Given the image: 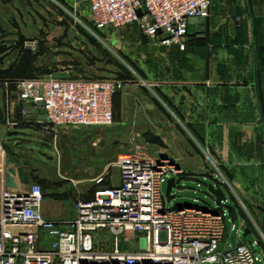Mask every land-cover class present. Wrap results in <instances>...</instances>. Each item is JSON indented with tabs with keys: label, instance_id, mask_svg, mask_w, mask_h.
Listing matches in <instances>:
<instances>
[{
	"label": "rangeland",
	"instance_id": "1",
	"mask_svg": "<svg viewBox=\"0 0 264 264\" xmlns=\"http://www.w3.org/2000/svg\"><path fill=\"white\" fill-rule=\"evenodd\" d=\"M20 10L21 21L13 19L7 23L3 35L6 38L0 39V44H5V55L0 57V82L11 77L18 80L52 75L70 79L101 77L99 79L121 81L125 86L116 95L115 123L111 127L43 125L9 126V130L5 127L9 121L8 101L12 99L0 93V145L5 177L8 175L19 185L22 184L21 172L27 183L41 186L44 200L62 203L65 215L61 219H71L77 200L90 199L103 185L118 183L115 163L119 156L144 148L165 149L177 159L179 167L171 160L166 161L177 170L182 168L181 181L171 191L169 207L183 203L200 210L217 209L207 193V186L220 188L227 197V215L228 207H234L243 222L260 236L264 249V230L258 231L260 222H264V211L260 212L264 203L259 198L252 202L245 199L242 193L245 183L233 176V168L215 161L210 146L209 151L206 149L211 142L202 141L183 125L172 106L162 99L157 108L149 104L147 84L131 87L126 82L136 79L134 66L179 64L181 58L187 61L185 55L195 47L173 46L175 50L170 47L168 54L163 55L152 40L142 36L135 24L95 31L86 5L79 0H26ZM237 168L242 172L245 167ZM100 176L106 179L99 186L95 180ZM166 187L165 182L163 194ZM239 217L234 221L237 230ZM227 219L231 231L229 215ZM237 230L231 232L235 239ZM94 238L98 250L113 247L114 236L108 232ZM248 238L254 237L250 234ZM127 246L120 241L121 248ZM254 250L258 251V247ZM259 264H263L262 260Z\"/></svg>",
	"mask_w": 264,
	"mask_h": 264
},
{
	"label": "built area",
	"instance_id": "2",
	"mask_svg": "<svg viewBox=\"0 0 264 264\" xmlns=\"http://www.w3.org/2000/svg\"><path fill=\"white\" fill-rule=\"evenodd\" d=\"M86 5L93 30L135 24L142 36L160 47L187 40L190 19H208L211 0H79ZM121 81L69 79L48 75L15 84L22 114L43 111L46 126L111 127L113 98ZM120 185L77 200L74 217L51 220L41 214L39 184L6 186L0 145V264H257L256 243L230 248L226 230L235 231L222 208L174 210L162 185L181 173L146 150L118 157ZM169 178L167 181L166 179ZM102 176L95 180L101 184ZM231 221V220H230ZM114 236L111 249L98 250L94 235ZM123 240L128 246L120 247Z\"/></svg>",
	"mask_w": 264,
	"mask_h": 264
},
{
	"label": "crops",
	"instance_id": "3",
	"mask_svg": "<svg viewBox=\"0 0 264 264\" xmlns=\"http://www.w3.org/2000/svg\"><path fill=\"white\" fill-rule=\"evenodd\" d=\"M25 1L0 0V27H3V30H0V39L6 38L3 35L7 23L13 19L16 22L21 21L23 16L20 7ZM14 7L18 10H13ZM204 36V39L186 40L182 47H195L194 51L185 55L187 61L184 62L181 58L179 64L172 66H134L136 79L125 80L131 87L147 84L150 105L157 108L159 99H162L168 106H172L183 125L190 128L202 141L211 142V145L207 144L206 149H211L215 161L233 168V176L245 183L242 191L245 199L252 202L253 199L259 198L264 203V0H211L210 17L207 19ZM4 46L5 44H0V57L5 55ZM157 48L165 55L170 47ZM179 51L182 53L183 50L180 48ZM99 78L101 77L89 79L103 80ZM25 79L31 78L13 80L11 77L0 82V93L4 94L6 99L8 96L12 99L8 101L10 108L6 129L8 127L10 130L9 126H43L44 120L41 119L40 113L30 107L24 116L23 106L17 102L15 84ZM115 97L113 119L117 99ZM121 102H124L123 98ZM165 117L170 118V115L165 114ZM143 150L153 156L161 153L178 166L177 159L168 150ZM198 166H201V163ZM241 166L245 167L242 172L237 168ZM105 179L99 186L105 183ZM176 180V184L181 181L179 176ZM29 184L31 183L22 186ZM119 185L120 178L118 183H111L108 187L103 185L104 187L97 191ZM232 208L233 210L229 211V219L234 224L239 215L235 208ZM63 209L62 203L58 201L44 200L41 214L46 219H61L65 215ZM263 211L264 208L260 210ZM263 230L264 222L261 221L258 231ZM250 234L253 239L248 238ZM237 235L238 238L235 239L229 234L234 238L235 245L256 243L258 251H254L258 259L257 264L261 260L264 264V249L260 236L258 237L256 231L243 222L242 218ZM260 235L263 238L262 233ZM227 245L232 247L231 240H228Z\"/></svg>",
	"mask_w": 264,
	"mask_h": 264
},
{
	"label": "water",
	"instance_id": "4",
	"mask_svg": "<svg viewBox=\"0 0 264 264\" xmlns=\"http://www.w3.org/2000/svg\"><path fill=\"white\" fill-rule=\"evenodd\" d=\"M206 25H207V19H190L189 20V24H188V29H187V41H194L196 39H204L205 36L204 34L206 33ZM198 34V35H197ZM38 113H40L42 115V120H45L44 116H43V111H39ZM154 157L156 158L157 161H162V160H169L167 157H165L164 155H162L161 153H157L154 154ZM19 181L20 183H27V179L24 175L21 174V172H19ZM6 186L8 187H16V184L13 182V180H11L8 175L6 176ZM176 187V182L174 178H171L167 181V187H166V191H165V195L169 196L172 189ZM207 193L213 198L215 205L217 208H222L224 206V202L227 200V197L225 195V193L217 187H214L212 185H208L207 186ZM184 207H189L185 204L182 203H175L173 205V209L180 211L182 210ZM230 210H233L232 207H228ZM229 239L231 240L232 244L234 245V238L232 236H229L228 231L226 230L225 235H224V239L222 241V243L218 244L215 252L218 253L221 251V249L223 248V244L224 242ZM240 244H237L236 246L238 247ZM149 264H155L156 261L154 260H149L148 262Z\"/></svg>",
	"mask_w": 264,
	"mask_h": 264
},
{
	"label": "trees",
	"instance_id": "5",
	"mask_svg": "<svg viewBox=\"0 0 264 264\" xmlns=\"http://www.w3.org/2000/svg\"><path fill=\"white\" fill-rule=\"evenodd\" d=\"M95 31H98V30H95ZM99 31H102V30H99Z\"/></svg>",
	"mask_w": 264,
	"mask_h": 264
}]
</instances>
